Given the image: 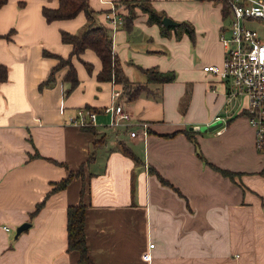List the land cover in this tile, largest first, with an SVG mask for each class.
Returning <instances> with one entry per match:
<instances>
[{
  "label": "crops",
  "instance_id": "0c3cea01",
  "mask_svg": "<svg viewBox=\"0 0 264 264\" xmlns=\"http://www.w3.org/2000/svg\"><path fill=\"white\" fill-rule=\"evenodd\" d=\"M119 1L89 0L95 23L110 29L132 88L148 85L134 99L122 83L98 80L102 63L92 49L82 54L92 70L74 57L80 83L73 90L68 67L41 86L59 61L44 51L68 56L72 45L61 32L85 30V12L48 21L43 7L59 0H8L0 7V34L10 35L0 37V62L9 71L0 80V264H84L67 240V208L82 201L94 264H264V153L244 99H229L230 83L204 69L224 61V3L151 0L163 16L190 23L192 38L179 24L164 32L139 7L125 25L130 9ZM150 67L174 70L176 79L148 83L143 68ZM114 90L132 116L129 127H112L104 111ZM81 107L97 112L95 125L73 122ZM216 121L217 128L202 129ZM185 129L196 130L195 140ZM82 165L83 175L50 192ZM24 222L31 225L17 234Z\"/></svg>",
  "mask_w": 264,
  "mask_h": 264
},
{
  "label": "trees",
  "instance_id": "16d2710c",
  "mask_svg": "<svg viewBox=\"0 0 264 264\" xmlns=\"http://www.w3.org/2000/svg\"><path fill=\"white\" fill-rule=\"evenodd\" d=\"M8 0H0V7L6 4ZM122 4H125L129 9L130 13L124 17L125 25H130L135 13L133 12L134 7H139L143 11L149 14V20L151 22L158 23L164 32H167L171 26L166 28L162 22L163 14L155 10L151 4V0H120ZM224 3V2H223ZM224 16L227 12V6L223 5ZM85 12L89 25L81 33H72L66 30H62L61 36L62 41L72 45V50L68 56H63L60 54H55L49 51H44L47 55H52L58 58V63L54 65L51 69L49 77L41 84V86L50 84L54 78L57 70L68 67V71L65 75V80L70 82L69 91L73 90L80 83L77 68L74 63V57L81 59V61L86 65L89 70H92V63L83 59L82 54L87 49H92L97 56L100 58L102 67L97 74V78L100 81L114 80L118 83H122L125 88L126 95L129 99L136 98L142 91L148 90L147 84L138 83L132 88V81L126 75L123 64L119 56L113 51L112 47V34L110 29L102 24L95 23L94 19L97 11L94 10L89 0H59V4L56 7L44 6L43 13L48 21H53L57 19H68L76 17L80 12ZM194 38V28L188 22H181L178 27ZM7 36L8 34H0V37ZM147 76V81L155 83H164L168 81H174L176 79V72L174 70L162 71L156 67L143 68ZM8 67L0 62V80H5L8 77ZM189 94H187L183 99V111L185 110L186 103L189 100ZM192 139L195 140L196 130L185 129L183 130ZM172 135V134H166ZM196 142V151L198 155L204 158L202 151L199 148L198 142ZM120 149L126 155L132 157L137 164L141 163L140 158L133 152V150L127 146L125 143L120 144ZM40 156V154H37ZM58 162L56 160H52ZM59 164L65 165L64 163L58 162ZM216 167V166H215ZM84 165H82L77 170H70L68 176L62 178L59 181L53 183V187L50 192H54L59 189L65 188L73 179L74 176L83 175ZM220 170V169H219ZM152 171H156L152 168ZM221 171L227 175H233V172L227 169H222ZM161 180L165 183L167 180L159 175ZM84 194V189L82 190ZM44 204L39 202L36 206L35 211L32 214L37 213L40 207ZM86 209L87 206L84 202H79L75 205H70L67 208V240H68V250H76L80 254V260L84 264H94L92 257L89 254L87 237H86Z\"/></svg>",
  "mask_w": 264,
  "mask_h": 264
},
{
  "label": "built area",
  "instance_id": "2783aa9c",
  "mask_svg": "<svg viewBox=\"0 0 264 264\" xmlns=\"http://www.w3.org/2000/svg\"><path fill=\"white\" fill-rule=\"evenodd\" d=\"M221 1L226 4L228 11V21L221 31L224 61L222 66L207 64L204 69L230 83L229 99H244L247 116L255 128L256 148L264 153V0ZM108 17L116 24L122 22L115 14H108ZM121 94L120 90H114L112 103L104 108V111L111 113L110 125L114 128L133 124L130 112L118 101ZM96 119L95 110L81 107L73 122L90 126L96 124ZM130 134L134 136L136 131ZM150 246H154V243ZM143 257L150 259V252H144Z\"/></svg>",
  "mask_w": 264,
  "mask_h": 264
},
{
  "label": "water",
  "instance_id": "95a60500",
  "mask_svg": "<svg viewBox=\"0 0 264 264\" xmlns=\"http://www.w3.org/2000/svg\"><path fill=\"white\" fill-rule=\"evenodd\" d=\"M162 22L165 26H170V25H178L179 21H176L174 19H172L169 16H164L162 18ZM220 125V121H216L214 123H212L209 126H203L202 129L203 130H213L215 128H217ZM31 225L30 222H24L22 223L18 228H17V234L20 233L21 231H23L24 229L28 228Z\"/></svg>",
  "mask_w": 264,
  "mask_h": 264
},
{
  "label": "rangeland",
  "instance_id": "374dc122",
  "mask_svg": "<svg viewBox=\"0 0 264 264\" xmlns=\"http://www.w3.org/2000/svg\"><path fill=\"white\" fill-rule=\"evenodd\" d=\"M82 31H84V30H80L79 33H81ZM246 117L248 118V121H249V117H248V116H246ZM249 122H250V121H249ZM250 124H251V123H250Z\"/></svg>",
  "mask_w": 264,
  "mask_h": 264
}]
</instances>
